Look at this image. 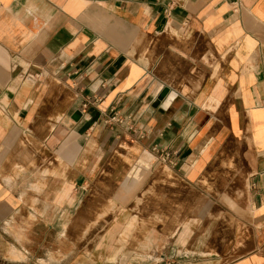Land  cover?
Returning <instances> with one entry per match:
<instances>
[{
  "label": "crops",
  "instance_id": "crops-1",
  "mask_svg": "<svg viewBox=\"0 0 264 264\" xmlns=\"http://www.w3.org/2000/svg\"><path fill=\"white\" fill-rule=\"evenodd\" d=\"M0 2V246L145 204L99 264H264V0Z\"/></svg>",
  "mask_w": 264,
  "mask_h": 264
},
{
  "label": "rangeland",
  "instance_id": "rangeland-1",
  "mask_svg": "<svg viewBox=\"0 0 264 264\" xmlns=\"http://www.w3.org/2000/svg\"><path fill=\"white\" fill-rule=\"evenodd\" d=\"M163 169H165V167L160 168L155 174H153V178L168 179L167 176L169 174L163 172ZM142 207L149 208L150 205H132L127 214H123L120 218L118 214L120 209L118 206L110 204L108 206L106 205L105 209H103L102 204H96L95 218L94 220H89L88 223L86 220H79L78 223L76 221L72 223L71 220H52L48 221V224H45L44 222H36L32 225L35 228L34 232L36 235L30 237V245L37 254V260L36 258L31 259L29 255L28 257H14L13 250L15 249V251H18V249H20L19 246L23 244V237L21 236L16 237V241L6 245L5 248L3 246L0 247L4 250L6 249V252L8 253L7 257L10 259H25V261L31 264H33V262L36 264H62L71 262V258L72 262H86V259L88 258L89 261L95 260L96 263L99 264L104 258V255H108V252L103 253L100 251L102 250V232L104 229H125L134 227L158 229L166 225L167 220L161 218V216H166L164 213L154 215L153 219H143L140 211V208ZM104 210L106 212L105 217H103ZM63 226L67 228L66 234L63 236L57 235L56 233H58ZM45 227H50L54 230H49L47 235H42V231ZM119 238V236L116 237V243H119ZM58 250H62V254L57 252ZM110 254L111 258H115L119 253L118 251H112ZM28 258L31 259V261L27 260Z\"/></svg>",
  "mask_w": 264,
  "mask_h": 264
},
{
  "label": "built area",
  "instance_id": "built-area-1",
  "mask_svg": "<svg viewBox=\"0 0 264 264\" xmlns=\"http://www.w3.org/2000/svg\"><path fill=\"white\" fill-rule=\"evenodd\" d=\"M0 7H1V2H0ZM110 120L115 124H121L123 122V120L120 117H112Z\"/></svg>",
  "mask_w": 264,
  "mask_h": 264
}]
</instances>
